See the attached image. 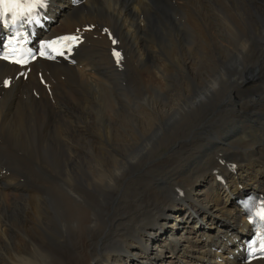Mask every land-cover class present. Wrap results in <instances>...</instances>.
Listing matches in <instances>:
<instances>
[{
	"label": "bare ground",
	"instance_id": "obj_1",
	"mask_svg": "<svg viewBox=\"0 0 264 264\" xmlns=\"http://www.w3.org/2000/svg\"><path fill=\"white\" fill-rule=\"evenodd\" d=\"M53 12L55 33L93 28L7 90L0 61V264H227L250 230L234 196L264 191V0Z\"/></svg>",
	"mask_w": 264,
	"mask_h": 264
},
{
	"label": "snow or ice",
	"instance_id": "obj_2",
	"mask_svg": "<svg viewBox=\"0 0 264 264\" xmlns=\"http://www.w3.org/2000/svg\"><path fill=\"white\" fill-rule=\"evenodd\" d=\"M43 3H46V0H42ZM20 3V0H0V9H3V10H0V20L3 19V17L5 15H7V13L9 11H12V16L10 17V20L12 23H15V21L19 18L20 15H23V12L22 10H19L17 9V5ZM6 4H10L12 5L13 7L11 9H8V8H3L4 5ZM17 12H19V15H17ZM64 40H75L76 38L75 37H64L62 38ZM43 54V53H41ZM118 55V53L116 54ZM4 84L7 85L8 84V81H4Z\"/></svg>",
	"mask_w": 264,
	"mask_h": 264
},
{
	"label": "rangeland",
	"instance_id": "obj_3",
	"mask_svg": "<svg viewBox=\"0 0 264 264\" xmlns=\"http://www.w3.org/2000/svg\"><path fill=\"white\" fill-rule=\"evenodd\" d=\"M175 37V38H174ZM174 37H172L171 39H169V43L170 44H173L175 47L173 48V49H171V51L172 52H179V50H181V48H179L180 46H181V40H182V38H178V37H176V36H174ZM178 39V40H177ZM186 40V39H185ZM174 42V43H173ZM175 49V50H174ZM240 91H245V89H240ZM236 92H239V91H237L236 89H234V91L232 92V94H230L229 96H228V99L234 94V93H236ZM135 95H133V99H135ZM137 99L138 100H140V98L139 97H137ZM233 99V97H231L230 98V100H232ZM212 216H214V214H212ZM200 219H202V218H200ZM198 220H199V218H198ZM206 224H208L207 222H206ZM212 229H214V228H212ZM14 231H15V229H14ZM12 236H16V232L14 233V234H11ZM8 249H6L5 248V250H4V252H5V254H8V251H7ZM4 252L3 253H0V254H2V259L4 258L3 256V254H4ZM55 257V256H54ZM56 258V257H55Z\"/></svg>",
	"mask_w": 264,
	"mask_h": 264
}]
</instances>
